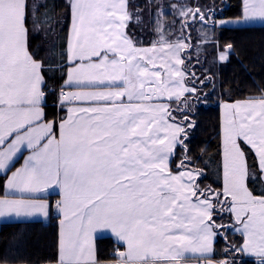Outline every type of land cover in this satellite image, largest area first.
I'll return each instance as SVG.
<instances>
[{
  "label": "snow or ice",
  "instance_id": "obj_1",
  "mask_svg": "<svg viewBox=\"0 0 264 264\" xmlns=\"http://www.w3.org/2000/svg\"><path fill=\"white\" fill-rule=\"evenodd\" d=\"M47 7L39 0H0V174L9 190L21 194L0 197V218L48 217L53 206L37 194L55 186L63 198L54 208L62 218L56 256L48 264H112L94 244L103 230L125 247L114 254L115 264H213L214 239L226 227L213 215L226 211L245 237L231 251L254 254L264 264V191L254 194L248 186L264 183V89L223 105L222 192L199 187L202 172L191 166L184 144L185 129L195 126L189 112L197 92L185 83L194 76L183 67L191 55L182 56L185 28L190 21L207 23L212 10L181 6L179 35L171 34L172 24L161 30L156 16L150 22L160 39L142 48L125 31L133 18L129 0H70L69 66L57 99L67 115L56 121L44 111L45 74L53 66L38 60L29 43L30 32L54 31ZM219 23L264 26V0H243L241 18ZM231 54L229 43L218 59ZM174 110L183 113L179 122ZM245 146L258 155V177L249 172ZM177 147L186 155L174 173ZM22 150L29 152L26 158ZM20 158L23 165L15 168Z\"/></svg>",
  "mask_w": 264,
  "mask_h": 264
},
{
  "label": "trees",
  "instance_id": "obj_2",
  "mask_svg": "<svg viewBox=\"0 0 264 264\" xmlns=\"http://www.w3.org/2000/svg\"><path fill=\"white\" fill-rule=\"evenodd\" d=\"M136 1V2H135ZM48 5L44 11L54 16L53 29L49 33L30 32V51L38 60L47 65L51 63L54 71L47 72L45 79L46 110L48 119L61 120L66 112L58 108L57 99L60 89L64 85L67 63V39L71 23V13L68 7L70 0H39ZM160 4L169 15L164 16ZM168 5L175 7L168 8ZM181 6L199 7L202 12L212 10L207 23L190 21V27L185 28L188 39V49L183 50V56L191 52L185 59L184 67L194 76H189L187 84L197 89L193 96V104L189 112V119L194 121V127L186 128L187 139L184 144L188 147L187 155L191 156L196 170L202 172L197 184L200 188L214 192L223 191V146L222 122L220 105L223 102L241 101L249 97L259 96L264 89V26L229 27L218 25L221 20L239 18L242 15L243 0H129L132 14L135 8L141 11L142 21L130 30L134 41L141 46L151 45L152 35L159 36L157 27L150 21L160 17L159 25L165 30L172 24L171 34L179 35L181 24L178 9ZM136 9V10H137ZM155 10V15L153 14ZM202 26L204 31L199 29ZM151 33V36L148 34ZM205 35V36H204ZM207 42H204V41ZM232 44L234 54L227 62L218 61L219 51L227 44ZM56 46L55 52L52 51ZM190 61V62H189ZM63 68L64 72L59 69ZM210 77L211 79H205ZM203 81V83H201ZM55 89V94L51 91ZM178 103L171 107L176 109ZM183 113L173 111V116L179 122ZM183 123H186L184 121ZM249 172L259 176V170L253 167L258 160L249 146H245ZM186 155L177 148L173 160V169L179 170L177 165ZM3 177H0V184ZM249 189L258 194L264 191V183L257 180L248 182ZM230 199L222 201L227 208ZM213 220L226 227L218 229V239L214 247L213 258L216 260L234 258L236 264H257L255 260L246 258L241 252H232L233 246L239 247L243 243L241 234L234 232L232 214L226 211L214 213ZM59 217L53 216L49 222L6 223L0 226V261L6 264H48L56 256V244L59 234ZM117 244L109 237L97 241L98 255L108 261L114 260V249Z\"/></svg>",
  "mask_w": 264,
  "mask_h": 264
},
{
  "label": "crops",
  "instance_id": "obj_3",
  "mask_svg": "<svg viewBox=\"0 0 264 264\" xmlns=\"http://www.w3.org/2000/svg\"><path fill=\"white\" fill-rule=\"evenodd\" d=\"M241 18V17H239ZM238 18H232L230 20H236ZM72 22V21H71ZM229 27H238V26H234V25H228ZM250 26H262L260 23H255V24H252ZM70 30H71V23H70V28H69V32H68V39H67V46H68V42H69V39H70ZM219 61V59H218ZM228 61V60H227ZM227 61H219L221 63H224V62H227ZM68 63V66H69V62L67 61ZM66 79H67V76H66ZM65 79V80H66ZM65 91H71V90H75V89H70V88H64ZM163 102H167L166 100L163 101ZM236 102V101H235ZM225 103H233V102H223L221 105H220V114H221V122H222V146H223V171H224V145H223V125H224V118H225V109L223 107V105ZM58 108L59 109H62L66 112V115H67V106H61L60 104L58 105ZM44 111H45V114H46V118H47V110H46V106L44 107ZM48 119V118H47ZM49 120H56V119H49ZM57 121V120H56ZM250 147V146H249ZM178 148V147H177ZM257 160H259L258 158V155L256 154L255 150L252 149ZM176 152H177V149L175 151V154H174V158H175V155H176ZM29 155V152L28 151H23L22 150V157L23 158H26L27 156ZM23 158H20L18 160V162L15 164V168H19L23 165ZM174 160V159H173ZM173 160L171 161L170 163V167L172 168L173 172L175 173L176 171L178 170H174L173 169ZM15 168H13V171L15 170ZM223 176H224V173H223ZM0 177H3L2 174H0ZM198 180V179H197ZM197 183V181H196ZM224 186H225V176L223 177V189H224ZM21 194L19 193H14L12 192L11 190H9L6 186V183L3 179V183L0 184V197H4V196H8L9 198H13L15 196H19ZM27 195V194H25ZM39 197L45 199L49 205L53 206L50 208V214L48 217H43L42 215H37L35 217H32V218H21V219H16L14 217H10V218H0V226L3 225V224H6V223H23V222H49L51 220V218L53 216H58L59 217V220L62 218L61 214L58 213L55 208H54V204L55 202L57 201H60L62 200V194L60 193V189L59 188H56L55 186L53 187H50L47 191L45 192H42V193H39L37 194ZM230 200L231 198L228 197ZM55 212L57 215H55ZM232 218H233V224H232V227H233V230L234 232L238 233V234H241L240 232L236 231L235 229L239 227L238 224L235 223V218H234V214H232ZM61 229V225L59 223V230ZM219 235V233H218ZM218 235L215 237L214 239V243H213V250H214V247H215V244L217 242V239H218ZM241 236L243 237V242H244V239L245 237L241 234ZM104 237H109L111 238L112 240H114V242L117 244V245H120L123 249V251L125 250V247L121 244V243H118L116 241V238L115 236L109 231V230H103L102 232H98L95 234L94 236V244H95V247H96V250H97V253H98V249H97V241L98 239L100 238H104ZM214 252V251H213ZM246 258H249V259H253V260H258L260 259V257L254 255V254H250V253H247V252H241ZM224 260V259H222ZM222 260H216L213 258V255H212V261H213V264H216L217 261H222ZM112 264H115V261H111ZM21 264H29V263H21ZM185 264H204L203 261H198V260H195V259H192V260H188L185 262Z\"/></svg>",
  "mask_w": 264,
  "mask_h": 264
},
{
  "label": "rangeland",
  "instance_id": "obj_4",
  "mask_svg": "<svg viewBox=\"0 0 264 264\" xmlns=\"http://www.w3.org/2000/svg\"><path fill=\"white\" fill-rule=\"evenodd\" d=\"M136 2V1H135ZM137 8H135V12H134V14H132V11H130V7L128 8V11H129V13H130V15H132V19L131 20H129V22H128V25H127V28L125 29V31L127 32V34L129 35V37L132 39V37H131V35H130V30H131V28L133 27V26H137V25H139L140 23H141V21H142V16H141V11L140 10H136ZM136 13H139L140 15H139V18H136ZM224 21H231L230 19H228V20H224ZM220 22V21H219ZM218 22V25L220 26V27H222V26H228V25H231V24H221V23H219ZM199 29H201V30H203L204 31V28L202 27V26H200L199 27ZM148 36H151V33H149L148 34ZM153 36V38H150V39H152V43H151V45H148V46H141V45H139V43H137L136 41H134L133 39V42L136 44V46L137 47H142V48H150V47H152V45L156 42V41H158L159 39H160V36H155V35H152ZM205 36V35H204ZM185 43L187 44V49H188V43L185 41ZM182 56H183V51H182ZM184 67V66H183ZM185 83L187 84V82L185 81ZM187 86L188 87H191V86H189L188 84H187Z\"/></svg>",
  "mask_w": 264,
  "mask_h": 264
},
{
  "label": "built area",
  "instance_id": "obj_5",
  "mask_svg": "<svg viewBox=\"0 0 264 264\" xmlns=\"http://www.w3.org/2000/svg\"><path fill=\"white\" fill-rule=\"evenodd\" d=\"M55 215H57L56 212H55ZM118 251H123L122 247L119 246V245H117V246L115 247V249H114V254L117 253ZM259 261H260V259L257 260V264H259Z\"/></svg>",
  "mask_w": 264,
  "mask_h": 264
}]
</instances>
